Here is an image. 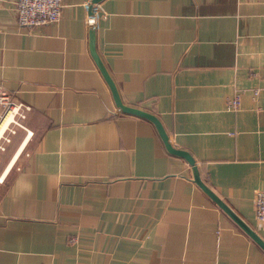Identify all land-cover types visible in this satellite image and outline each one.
<instances>
[{
  "label": "crops",
  "instance_id": "crops-1",
  "mask_svg": "<svg viewBox=\"0 0 264 264\" xmlns=\"http://www.w3.org/2000/svg\"><path fill=\"white\" fill-rule=\"evenodd\" d=\"M13 1L0 86L29 106L30 135L0 156V264H264L164 142L264 241V0H99L95 58L91 0L29 29Z\"/></svg>",
  "mask_w": 264,
  "mask_h": 264
},
{
  "label": "built area",
  "instance_id": "built-area-1",
  "mask_svg": "<svg viewBox=\"0 0 264 264\" xmlns=\"http://www.w3.org/2000/svg\"><path fill=\"white\" fill-rule=\"evenodd\" d=\"M61 0H14L12 10L15 22L22 28H33L58 20L61 10ZM88 18V17H87ZM89 21V19H88ZM88 25V23H87ZM240 91L226 101L228 111H237L240 105ZM258 94V90H253V97ZM29 106L16 102L11 95L0 86V121L7 113H11L10 121L0 132V156L5 151L6 145L10 142V137L16 134V130H22L24 135L29 136L30 132L23 126L22 121ZM254 217L257 222L264 223V191H257L254 196ZM74 240V238H71Z\"/></svg>",
  "mask_w": 264,
  "mask_h": 264
},
{
  "label": "water",
  "instance_id": "water-1",
  "mask_svg": "<svg viewBox=\"0 0 264 264\" xmlns=\"http://www.w3.org/2000/svg\"><path fill=\"white\" fill-rule=\"evenodd\" d=\"M99 0H91L88 6V13H87V17L89 19L88 21V30H89V50L91 52V54L94 57V52H93V6L94 4H96ZM95 58V57H94ZM99 69L101 71V73L103 75H105L104 70L100 67V65L98 64ZM107 79V78H106ZM109 87L111 88V91L113 93L114 96V101L116 104V107L119 111L123 112V113H128V114H133V115H137V116H141L143 118H146L148 120H150L151 122H153L155 125L156 121L154 120V118L148 114H145L143 112H141L140 110H137L135 108L132 107H128V106H123L120 104V102L118 101L114 90L112 88L111 85H109ZM164 142L166 144L167 150L170 153H174V154H178L181 156H184L185 158H187L190 162L191 168H192V172H193V178L194 181L196 182V184L204 191L206 192V194H208V196L214 200V202L222 209L226 212V214L238 225L240 226V228L242 230H244L248 236H250V238H252L263 250H264V241L246 224H244V222H242V220L240 218H238L233 212L232 210H230V208H228V206H226V204H224L221 200H219L214 193H212V191L200 180L198 173H197V169L195 167L194 162L188 158V156L186 154H184L183 152H180L178 150H173L171 148L168 147L167 145V141L164 139Z\"/></svg>",
  "mask_w": 264,
  "mask_h": 264
},
{
  "label": "bare ground",
  "instance_id": "bare-ground-1",
  "mask_svg": "<svg viewBox=\"0 0 264 264\" xmlns=\"http://www.w3.org/2000/svg\"><path fill=\"white\" fill-rule=\"evenodd\" d=\"M11 118V113H7L3 119L0 121V132L2 131V129L5 128V125L7 124V122L10 121ZM13 160V159H12ZM11 164V163H10Z\"/></svg>",
  "mask_w": 264,
  "mask_h": 264
},
{
  "label": "rangeland",
  "instance_id": "rangeland-1",
  "mask_svg": "<svg viewBox=\"0 0 264 264\" xmlns=\"http://www.w3.org/2000/svg\"><path fill=\"white\" fill-rule=\"evenodd\" d=\"M15 138H16V134H14V135H12L11 137H10V142L6 145V147H5V151L3 152V153H5L6 151H7V148L10 146L11 147V144H12V142H13V140H15ZM2 153V154H3ZM1 154V155H2Z\"/></svg>",
  "mask_w": 264,
  "mask_h": 264
}]
</instances>
